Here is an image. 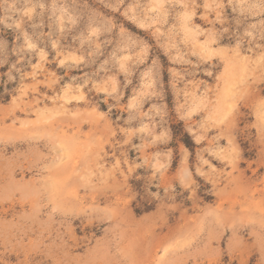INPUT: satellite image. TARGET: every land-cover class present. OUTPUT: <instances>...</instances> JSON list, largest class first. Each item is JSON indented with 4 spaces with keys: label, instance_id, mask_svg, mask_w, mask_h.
<instances>
[{
    "label": "rangeland",
    "instance_id": "1",
    "mask_svg": "<svg viewBox=\"0 0 264 264\" xmlns=\"http://www.w3.org/2000/svg\"><path fill=\"white\" fill-rule=\"evenodd\" d=\"M0 264H264V0H0Z\"/></svg>",
    "mask_w": 264,
    "mask_h": 264
},
{
    "label": "trees",
    "instance_id": "2",
    "mask_svg": "<svg viewBox=\"0 0 264 264\" xmlns=\"http://www.w3.org/2000/svg\"><path fill=\"white\" fill-rule=\"evenodd\" d=\"M186 138H188V137L186 136ZM184 144L186 145V147L191 149L192 143L190 141L188 142L187 140L186 141L184 140Z\"/></svg>",
    "mask_w": 264,
    "mask_h": 264
}]
</instances>
